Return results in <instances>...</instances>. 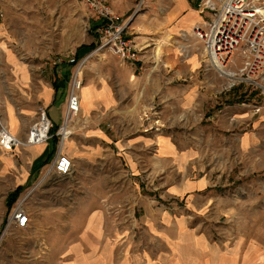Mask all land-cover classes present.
<instances>
[{
  "label": "crops",
  "instance_id": "obj_1",
  "mask_svg": "<svg viewBox=\"0 0 264 264\" xmlns=\"http://www.w3.org/2000/svg\"><path fill=\"white\" fill-rule=\"evenodd\" d=\"M12 3L22 10V0H0V104L9 129L25 138L40 106L61 124L75 64L71 55L28 56L22 42L8 33ZM199 3L147 0L130 9L126 21L139 59L123 61L105 51L87 60L81 112L64 147L80 181L78 188L63 187L62 195L73 188L75 197L28 204L31 221L23 230L38 232V238H77L68 244L64 264H119L118 213L113 221L100 208L102 181L86 180L104 169L125 177L132 189L147 191L143 223L167 246L156 256L133 248L122 264H264L263 217L253 205L248 213L247 201L229 193L263 166L264 117L251 108L255 96L236 98L242 87L224 90L222 79L204 63L194 29L206 27L212 17ZM90 43L97 46L99 40ZM89 50L81 47L72 56L81 60ZM244 88V93L255 92ZM57 146L56 138L14 151L1 148L3 171L17 166L16 152L25 163L15 168L21 174L16 186H32L45 174ZM108 158L116 165L106 166ZM87 186L99 191L89 200ZM165 198L182 202V208L160 206ZM221 223L228 224L218 227Z\"/></svg>",
  "mask_w": 264,
  "mask_h": 264
},
{
  "label": "rangeland",
  "instance_id": "obj_2",
  "mask_svg": "<svg viewBox=\"0 0 264 264\" xmlns=\"http://www.w3.org/2000/svg\"><path fill=\"white\" fill-rule=\"evenodd\" d=\"M22 1V10H20L15 4H11L12 13L10 14V22L13 23V25L8 29V33L11 35L12 39H15L17 42H22L24 51L28 56L33 55L40 60H45L47 56L63 59L69 55H74V53H76L81 47H87L90 49L89 54L108 51L96 50L100 45V42L97 46L90 43L93 38H98V40H100V35L96 31L97 27L95 26L98 24L99 19L96 15L90 13V9H88L83 0ZM105 1L111 5L115 12L117 17L115 21L117 24H124L129 19L131 16L128 15L130 9L135 10L134 7H139L141 4L143 7L147 2V0ZM200 1L201 0H199V2ZM209 13L212 17L213 13L211 11H209ZM2 17L3 16L0 15V18ZM128 23L132 24V21H129ZM126 36L129 37L127 33ZM91 60L93 61L94 57H92ZM204 63L207 64L208 67L206 55L204 57ZM215 72L222 79L225 88L224 90L230 91L235 88H230V81L221 76L217 71ZM239 87H242L243 92H238L235 94V97L242 96L243 98L241 99H245V96H255V102L250 101L251 108L255 111V108L260 107L261 111L258 113L262 114L264 117V91L262 92L261 90L254 89L255 92L253 93H250L248 90L244 93V87L250 90L251 86L243 84L237 88ZM248 103L249 101H243L242 104L248 105ZM2 106H4L3 103L0 104V111L5 121L6 118ZM156 114L157 112L155 111H151L150 113V115L153 116ZM59 119L60 114L58 111L55 116L56 122H58ZM2 151L3 150L0 148V259L6 261L8 264H64V261L68 258L64 252L68 244L74 240H78L77 238H38L36 236L38 232H25L23 231L25 229H19L16 227H11L6 230L5 233L9 232L6 238L2 235L6 229L9 214L18 203L25 199V196H28L24 202L26 208H28V204H34L35 202L42 203L46 200L56 201L58 198L64 196H66L67 199H72L75 197L76 190L71 188L66 195H62V188L70 184L77 185L76 183L80 181L78 175H73L71 178L57 182L48 180L45 181V183L39 184L41 179H43L42 177L32 186L29 185V187H27L25 185L23 191L10 205V195L17 189L16 183L20 181L21 176L15 168L19 167L20 169L21 165H24L25 163L18 157L16 152H9L12 153L13 157L17 158L19 162L16 163L17 166H14V169L4 172V157L1 153ZM20 156L22 155L20 154ZM105 161L106 166L110 167L111 165H116L115 161L113 162L111 158H108ZM247 169L249 172L251 166H248ZM86 180L102 181L103 189L101 192L104 201L100 208L108 217L113 215V221L115 220V215L118 213V222L116 223L119 229V264H122L123 260L125 261L128 259L131 252L137 247L140 249L144 248L148 251L151 250L153 256H156L158 251H166V243L163 240L154 237L152 232L148 230L149 228L143 223L145 211L142 203L148 198L145 193L147 191L132 189L126 183L125 177L120 176V178H118V175L114 172H110L109 169H104L102 173H92V175H88ZM117 182L119 184V189L117 190L118 195L114 190V185ZM78 186L79 185L76 187L78 188ZM87 187L88 189L85 191V197L89 200L94 197L95 193L98 194L99 191H95L93 188L89 189V186ZM231 188V191H229L230 196L232 195V197L236 199L241 198V200H246V210L248 213H250L251 205H253L254 212L262 215L264 223V155L262 168L254 173L247 174L243 183L239 187L238 184H233ZM116 198H118V203L115 201ZM159 201L160 206H165L167 209H170L169 207H174V210L176 209L175 211L181 209L183 205L182 202H174V199L165 198ZM69 207L74 208L75 206L72 203ZM88 208L90 209L92 206ZM247 223H249L248 220ZM227 224L228 223H226V225L225 223H221L218 227L223 225L227 226ZM232 225L233 223L231 226Z\"/></svg>",
  "mask_w": 264,
  "mask_h": 264
},
{
  "label": "built area",
  "instance_id": "obj_3",
  "mask_svg": "<svg viewBox=\"0 0 264 264\" xmlns=\"http://www.w3.org/2000/svg\"><path fill=\"white\" fill-rule=\"evenodd\" d=\"M83 1L100 22L95 25L100 35V45L96 50H108L123 61L135 63L139 59L140 50L126 36L127 23H116L115 12L105 0ZM199 7L203 12L209 10L213 13L206 27L194 29L195 37L203 44L208 69H214L227 78L230 88L247 84L263 92L264 0H201ZM92 54L81 60H77L75 56L69 57L75 68L69 82L68 99L61 124H55L49 117L47 108L40 106L37 119L29 128L27 136L21 138L9 129L0 111V148L3 150L14 151L58 139L56 154L43 175V178L49 177L48 180H52L53 176L54 182L74 175V161L64 151V147L74 134L73 123L81 112L84 67ZM260 111V107L255 108V113ZM26 197L28 196L12 209L3 235L11 227L25 229L30 224V213L24 206ZM0 264L8 263L0 259Z\"/></svg>",
  "mask_w": 264,
  "mask_h": 264
},
{
  "label": "trees",
  "instance_id": "obj_4",
  "mask_svg": "<svg viewBox=\"0 0 264 264\" xmlns=\"http://www.w3.org/2000/svg\"><path fill=\"white\" fill-rule=\"evenodd\" d=\"M56 138H54L53 140H55ZM52 140V141H53ZM55 152V151H54ZM52 155V154H51ZM23 186H19L17 187V189L14 191V193H12L10 195V198H9V204L11 205L16 199L17 197L19 196V194L23 191Z\"/></svg>",
  "mask_w": 264,
  "mask_h": 264
},
{
  "label": "bare ground",
  "instance_id": "obj_5",
  "mask_svg": "<svg viewBox=\"0 0 264 264\" xmlns=\"http://www.w3.org/2000/svg\"><path fill=\"white\" fill-rule=\"evenodd\" d=\"M48 179H49V177H46V178H43V179H41V181L40 182H43V181H48ZM52 180H55V178L52 176ZM40 184V183H39Z\"/></svg>",
  "mask_w": 264,
  "mask_h": 264
}]
</instances>
